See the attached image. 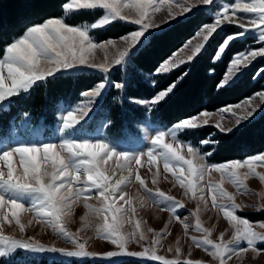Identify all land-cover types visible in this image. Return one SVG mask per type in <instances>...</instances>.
Segmentation results:
<instances>
[{
	"label": "snow or ice",
	"instance_id": "obj_1",
	"mask_svg": "<svg viewBox=\"0 0 264 264\" xmlns=\"http://www.w3.org/2000/svg\"><path fill=\"white\" fill-rule=\"evenodd\" d=\"M61 7L64 17L42 19V22L30 24L18 38L5 46L3 56L0 57V103H12L13 99L30 93L34 87L64 75L96 72L102 75L103 80L82 93L88 103L78 105L61 117L62 126L59 131L64 133V137L59 144L21 143L0 149V258H6L7 252H14L19 247L29 252L99 257L104 259L106 264H113V260L123 261L129 257H150L154 261H163V264H181L179 259H166L157 255L156 250L164 233L156 234L151 228L142 230L143 220L135 221L133 231L123 230L124 225L132 222V218L137 214V209L133 206L134 199L143 200L139 189L143 190L144 196L163 205L162 210L169 211L173 216L177 215V210L184 207L181 201L171 195L166 196L158 188L153 192L145 177L132 170L131 161L134 160L139 165L140 157L145 154L150 164H156L158 158L162 160L164 171L173 174L185 189V195L191 191L193 197L199 195L205 204L207 201L202 194L204 189L198 184L206 174L208 175L211 205L223 212L233 225L234 231L230 240L224 241L221 233L220 241L217 242L211 239L210 229L203 228V240L192 237V242L197 247H205L219 264H226L233 256L242 260L249 251L257 256L264 253V248L258 246V242L264 243V231H257L248 219L236 214L241 205L236 203L234 193L228 192L223 186L226 179L236 186L238 191L244 192L245 181L249 176H258L260 181H264V171L256 170L258 165L264 167V153L243 161L234 159L225 163H205L221 145L223 137L241 131L251 123L258 112L264 110V91H258L241 103L227 105L221 109V116L224 113L231 114L229 123H222L220 120L211 123L213 113L204 110L196 116L175 122L167 131H157L151 137V147L146 153L130 154L116 150L109 140L75 136L82 123L87 124L95 118L109 88L118 91V101L127 99L129 103L141 105L146 111L155 112L162 103H167L176 94L182 83L191 75L201 54L207 50L212 40L220 36L225 25H237L238 30L235 34H228L226 38L221 37L215 51L216 61L231 51L232 45L242 40L258 39L260 44L264 45V0H233L231 6L220 5L217 0H65ZM162 9L166 15L157 22L156 14ZM92 11H103L104 14L98 21L81 23L78 26H74L66 18L67 14L76 15ZM238 13L251 16L245 19L239 17ZM213 14L214 22L204 23L202 19H198L205 15L211 18ZM117 21L129 23L134 27L126 34L120 35L119 39L109 38L97 42L92 33ZM173 25L192 26L194 34L148 70L145 79L152 81L154 95L147 99L126 95L133 87L130 73L136 71L137 57L151 45L158 32ZM97 52L102 53V56L98 57ZM257 58H264V46H260L258 50L246 48L234 54L227 73L215 84L216 91L223 93L233 87ZM177 72L179 74L161 89L159 79ZM114 74H118L115 79ZM255 75L264 77V67L258 68ZM8 81L10 83H7ZM205 127L214 128L215 131L203 141L190 143L185 155L174 148L172 143L164 142L166 135L170 136L172 141H178L181 135H196ZM218 135L220 139H217ZM205 146H210L211 151L201 152L200 149ZM158 147L161 150L156 151ZM113 157L119 167L105 169L104 164ZM14 158L18 160L22 171L15 166ZM41 161L45 164L51 161L50 167L42 168ZM181 162L187 165L190 175L197 177L196 184L191 180L185 183V169ZM177 168L180 169L179 175ZM240 169L245 170L241 172ZM149 171L152 183L157 184L159 169ZM213 171L220 173L219 181L211 179ZM117 173L119 175L112 181V177ZM133 179L138 182L139 188L135 195H130L124 189L132 184ZM260 197L264 200V193H260ZM25 198L31 201L28 208L23 203ZM89 198L95 199L98 206L90 204ZM77 202L83 203L89 210L80 217L81 221L92 224L97 234L110 241L111 245L115 246L114 249L89 251L87 238L66 227ZM260 210L264 211V204L260 205ZM21 212H31L34 214L33 218L50 225L57 235L63 236L73 244V249L48 246L31 237L17 239L3 234L4 222L12 224L13 220L21 233L25 231L26 225L21 222ZM177 218L179 219L178 216ZM93 219L99 223L93 224ZM31 223L32 220H29L28 224ZM181 223L185 229L188 228L186 221ZM196 225L201 227L198 215ZM261 228L264 229V224ZM147 233H152L148 243ZM133 240L142 250H130L129 244ZM180 251L179 247L175 249L177 257ZM185 264L201 262L188 260Z\"/></svg>",
	"mask_w": 264,
	"mask_h": 264
},
{
	"label": "rangeland",
	"instance_id": "obj_2",
	"mask_svg": "<svg viewBox=\"0 0 264 264\" xmlns=\"http://www.w3.org/2000/svg\"><path fill=\"white\" fill-rule=\"evenodd\" d=\"M159 2V0H157ZM233 0H217V3L220 5L228 4L231 6ZM244 2H248V0H244ZM127 11V10H126ZM103 11L101 15L97 17L94 21H98V18H102ZM72 14H67V19L70 18ZM166 15L164 9L161 12L156 14L155 19L159 22ZM239 17H244L247 19L251 16V14L238 13ZM64 17V13L62 12L59 16L53 18H62ZM93 22V21H91ZM211 22H214V14ZM81 23L88 22H80L77 24H73L74 26H78ZM126 23V22H125ZM129 24V23H128ZM235 27L238 30L237 25H225L223 27ZM134 27V26H133ZM93 34V33H92ZM235 34V33H231ZM258 36V34H256ZM19 37V36H18ZM16 37V38H18ZM226 38V36H225ZM15 38L11 40L13 42ZM111 39H119L111 38ZM97 40V39H96ZM106 40V39H105ZM97 40V42H103ZM9 42V43H11ZM8 43V44H9ZM255 43V47L248 48L250 50H258L261 45L258 39L253 41ZM96 55L102 56V53L97 52ZM0 55V57H2ZM258 59V58H257ZM230 64V62H229ZM229 64L226 68L224 75L227 73ZM96 73V72H95ZM6 74V73H5ZM99 74L101 77L102 75ZM223 75V76H224ZM103 77L100 82H102ZM7 83H10L8 81ZM90 90V89H89ZM264 91V90H259ZM258 92V91H256ZM256 92L251 94L250 96L240 100L239 102L226 104L222 107H219L210 112L213 113V116L210 118L211 123H215L217 120H220L222 123H229L231 120V114L224 113L222 116L219 114L220 110L223 109L227 105H235L241 103L242 101L252 97ZM88 103L87 99L80 95V97L74 101L70 105H61L59 107L57 113V119L53 123H45L41 116H38L36 119H31V117L24 113L17 120H10L8 127L5 132H0V149L7 146H17L21 143L23 144H41L45 142H55L57 144L60 143L62 137H64V133L59 131V128L62 126L61 117L67 114V111L76 108L80 104ZM8 103H0V110L3 108H7ZM204 111V110H202ZM200 111L199 113H201ZM208 111V110H207ZM261 112V111H260ZM258 112V114L260 113ZM198 113V114H199ZM257 114V115H258ZM197 115V114H196ZM194 115V116H196ZM256 115V116H257ZM255 116V117H256ZM193 117V116H191ZM188 117V118H191ZM174 125V124H173ZM163 126L161 124L152 122L150 118L143 120L139 124L135 125V128L131 132L122 133L116 135L115 133H111L108 130V121L101 117H96L89 121L87 124H81V126L77 129L75 136L78 138H102L105 140L111 141L116 150L118 151H126L128 153H139V152H147V149L151 147V137L156 134L157 131H167L168 127ZM165 143H172L173 147L176 148L182 155L187 153V148L190 143H193L190 139H184L183 137H179L178 141H172L170 136L166 135L164 138ZM161 150L159 147L156 151ZM59 151V148H57ZM201 152L206 153L209 151H205L203 147L200 149ZM264 153V150L253 154L259 155ZM63 155V153H61ZM253 155L241 158L239 160L243 161ZM186 158H189L186 156ZM141 163L137 165L135 161H131V168L134 172L138 171L142 177H145L146 183L149 188L153 189V192L158 188L160 192H163L166 196L171 195L176 200L181 201L184 205L182 209L177 210V215L173 216L167 210H162L163 205L158 204L153 198L148 196H144L143 190L139 189L140 196L143 197V200L137 198L133 201V206L137 209V214L132 218V222L124 225L123 230L125 232H131L134 228V223L136 220H143L142 230H147L151 228L154 233L160 234L164 233L163 239L160 240V243L157 247V255L164 256L166 259H179L181 264H185L188 260L200 261L201 264H219L218 260L214 258L209 251L205 249V247H197L196 244L192 242V237H196L199 240H203L205 233L203 232V228L210 229V237L214 241L219 242L221 238V233H223V240L228 241L232 238L233 235V225L229 223L227 218L224 216L223 212L219 209L213 208L211 205V193L208 190L207 180L209 179L206 174L202 180L199 181L198 186L203 188V196L206 198L207 203L205 201L200 200L199 195L193 197L192 192L189 191L188 195H185V189L182 188L176 178L173 176L171 172H165L163 168V161L158 158L156 164H150L147 158V155L140 157ZM234 160V159H232ZM231 160H225L216 162L210 158L206 159L205 163H225ZM176 163V161H173ZM15 166L20 169V165L18 160L14 158ZM42 168L50 167L51 161L45 164L41 161ZM181 166L185 169L183 173V178L185 179V183L191 180L192 183H197V177L194 175H190L187 172V165H183L181 162ZM119 163L116 161V158L113 157L108 159L104 164L105 169H113L118 168ZM159 169L158 174V182L157 184L152 183L151 172ZM6 171V166L4 168ZM22 171V169H20ZM245 169H240L243 172ZM257 172L264 171V167L257 166ZM177 175L180 173V169L177 168ZM125 174H127V170H125ZM117 175L112 177V181H114ZM211 179L213 181L220 180V173L213 171L211 174ZM225 190L228 192H232L235 195L236 203L241 205V209L237 211V215L241 218H246L249 220V223L257 230L264 231L261 228V225L264 224V211L260 210V205L264 204V200L261 199L260 193H264V181H260L258 176H249L248 180L245 181L246 191L240 192L237 190L236 186L232 185L226 179L223 184ZM123 187V186H122ZM139 188L138 182L133 179L132 184L125 188L124 190L130 195H135ZM90 204L98 206V202L95 199L89 198L88 201ZM25 207H30L31 201L29 198H25L23 200ZM119 203V201H118ZM199 205V211L197 212V207ZM89 210L84 207V204L81 202H77L72 217L67 223L66 227L72 232H79L82 237L87 238V249L89 251L94 252H102L109 249H114L115 246L111 245L110 241L102 238V236L98 235L95 228L92 224H88L86 221H81L80 217L84 216L86 212ZM10 215V213H9ZM197 215L201 222V227H197L196 220ZM21 222L26 225L25 231L23 233L20 232L19 227L15 225L14 220L12 224H8L4 222L3 224V234L13 236L17 239H27L29 237L39 240L41 243H44L48 246L55 245L57 247H63L69 250L73 249V244L65 239L63 236H59L53 230V228L39 221L38 218H33L34 214L31 212H21ZM179 217V219L177 218ZM32 220L31 224H28V221ZM181 221H186L188 224V228L185 229L184 224ZM99 221L93 219V224H98ZM148 240L146 243L150 242L152 238V233H147ZM243 246V245H242ZM258 246L264 248V243L258 242ZM180 248L179 257L175 252V249ZM130 250H142L141 246L135 242V240L131 241L129 244ZM171 249V251L169 250ZM46 259L47 261L52 260H61V261H72L76 260L78 262L89 261L90 263L94 261H106L99 257H75V256H65L59 253H39V252H29L24 250L23 248H16L13 251H9L6 254V258L2 259ZM138 259L142 262H152L157 264H163V261H154L151 260L150 257H129ZM127 259V258H124ZM120 260H113V263H117ZM226 264H264V253L257 256L255 253L249 251L246 253L242 260H238L237 257L233 256L231 260H227Z\"/></svg>",
	"mask_w": 264,
	"mask_h": 264
},
{
	"label": "trees",
	"instance_id": "obj_3",
	"mask_svg": "<svg viewBox=\"0 0 264 264\" xmlns=\"http://www.w3.org/2000/svg\"><path fill=\"white\" fill-rule=\"evenodd\" d=\"M65 0H0V55L3 54L5 46L13 38L20 36L26 26L38 22L42 19L59 16L63 10L61 5ZM102 11L81 12L71 15L68 20L72 24L80 22H91L101 15ZM204 23L212 21L205 15L202 18ZM133 26L125 22H113L106 27L93 32L99 41L117 38L132 30ZM219 31V30H218ZM235 27H224V31L211 41L210 46L203 52L195 63L191 75L182 83L176 94L162 103L155 111H146L138 104L129 103L127 99L117 100L120 94L114 88H109L103 98V105L98 109L96 117H103L108 121V130L116 135L124 134L134 130L135 125L148 117L152 122L163 126L173 125L175 122L198 114L202 110L212 111L226 104L239 102L256 91L264 90V77L256 76L258 68L264 67V58H258L244 72L238 82L233 87L223 93L216 91V82L224 75L232 56L246 48L255 47V39L242 40L232 45L219 61L215 60V51L221 37L235 33ZM194 34L192 26L173 25L158 32L151 45L137 57L135 61L136 71L131 72L133 87L126 95L134 96L138 99H147L154 95L152 81L145 79L148 70L152 69L158 61L165 58L174 51L190 35ZM179 72L169 77L159 79L160 88L163 89L168 83L178 75ZM116 75L114 74L113 79ZM102 77L95 72L76 73L74 75H64L48 83L34 87L30 93L13 99L8 103L7 108L0 110V132H5L10 120L19 119L27 113L31 119L41 116L45 123L56 121L57 113L61 105H70L76 101L80 95L96 83ZM214 128L205 127L199 130L196 135H181L184 139L203 141L214 132ZM217 139H220L219 135ZM205 151L211 150L210 146L203 147ZM264 150V110H262L252 121L241 131L234 135L225 136L221 145L215 149L211 159L220 162L232 159H241ZM0 264H106L103 261L78 262L46 259H2ZM113 264H157L152 262H142L138 259L127 258Z\"/></svg>",
	"mask_w": 264,
	"mask_h": 264
}]
</instances>
